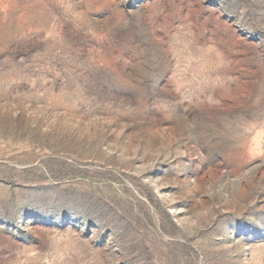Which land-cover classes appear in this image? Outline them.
<instances>
[{
  "label": "rangeland",
  "instance_id": "obj_1",
  "mask_svg": "<svg viewBox=\"0 0 264 264\" xmlns=\"http://www.w3.org/2000/svg\"><path fill=\"white\" fill-rule=\"evenodd\" d=\"M0 264H264V0H0Z\"/></svg>",
  "mask_w": 264,
  "mask_h": 264
}]
</instances>
